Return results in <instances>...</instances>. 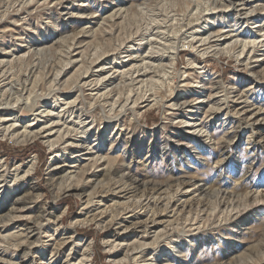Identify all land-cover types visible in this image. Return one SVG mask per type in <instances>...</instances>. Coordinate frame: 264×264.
Wrapping results in <instances>:
<instances>
[{"label": "rangeland", "instance_id": "1", "mask_svg": "<svg viewBox=\"0 0 264 264\" xmlns=\"http://www.w3.org/2000/svg\"><path fill=\"white\" fill-rule=\"evenodd\" d=\"M43 111L53 148L0 131V264H264V0H0V124Z\"/></svg>", "mask_w": 264, "mask_h": 264}, {"label": "bare ground", "instance_id": "2", "mask_svg": "<svg viewBox=\"0 0 264 264\" xmlns=\"http://www.w3.org/2000/svg\"><path fill=\"white\" fill-rule=\"evenodd\" d=\"M204 1V0H203ZM197 2V1H196ZM209 7V6H208ZM120 8V7H119ZM122 10H123V7H122ZM200 10V9H199ZM238 10V9H237ZM118 11V10H117ZM113 13H114V11H113ZM247 13V12H246ZM209 14V13H208ZM239 14V13H238ZM243 14V13H242ZM245 14V13H244ZM237 17V16H236ZM157 19V18H156ZM198 20V19H197ZM196 22H198V21H196ZM205 26V25H204ZM203 26V27H204ZM194 27V26H193ZM202 27V28H203ZM198 29H199V27H198ZM200 29H201V27H200ZM153 31V30H152ZM198 30H196V32H197ZM160 33V32H159ZM141 34V33H140ZM167 34V33H166ZM196 34V33H195ZM227 34V33H226ZM202 36V35H201ZM132 37V36H131ZM154 37V36H153ZM140 39V38H139ZM143 39V38H142ZM145 39V38H144ZM172 40V39H171ZM223 40V39H222ZM127 41V40H126ZM200 41V40H199ZM202 41V40H201ZM257 40L256 39H254V40H251V41H246L244 44H243V51H245V48L248 46V45H250L251 43H255ZM123 42V41H122ZM224 43V42H223ZM187 45V44H186ZM222 45V44H221ZM252 45V44H251ZM255 45V44H254ZM121 46V45H120ZM182 46H184L185 47V44L184 45H174L172 48H171V54L170 53H168V54H170V55H168L169 57H170V59H172V65H171V67H174V65L176 66L177 65V57H178V55H179V53H180V48L182 47ZM187 46H189V47H191V49H192V51H193V49H195V45H193V44H189V45H187ZM224 46V45H223ZM208 48H210V47H208ZM207 49V48H206ZM227 50V49H229V45H225L224 47H221L220 49H219V51L220 50ZM169 50H170V48H169ZM128 51V50H127ZM206 51V50H205ZM218 51V52H219ZM168 52V51H167ZM205 53V52H204ZM243 53V52H242ZM241 53V54H242ZM130 55V54H129ZM149 55V54H148ZM234 55V54H233ZM238 57L240 56V54H238L237 55ZM148 57V56H147ZM142 58V57H141ZM137 59V58H136ZM140 59V58H139ZM143 60H144V58H143ZM142 61V60H141ZM119 62V61H118ZM154 62V61H153ZM141 63V62H140ZM144 63V62H143ZM68 64V63H67ZM189 64L191 65V66H193L192 68H195L196 70H198L199 71V73H208V70H206L203 66H200V65H198V62L195 60V59H192V58H190L189 59ZM89 66V65H88ZM154 66V65H153ZM103 67H105V66H103ZM101 68V67H100ZM131 68H132V66H131ZM146 68V67H145ZM175 68V67H174ZM128 69V68H127ZM133 70V69H132ZM131 70V71H132ZM122 71V70H121ZM126 71V70H125ZM127 71H129V70H127ZM151 71V70H150ZM195 71V70H194ZM112 72V71H111ZM128 73H130V72H128ZM182 75H184V74H182ZM81 77V76H80ZM79 77V78H80ZM85 77V76H84ZM103 77V76H102ZM172 77V76H171ZM148 79V78H147ZM99 80H101V79H99ZM186 80V79H185ZM78 81V80H77ZM80 82H81V80H80ZM165 82V81H164ZM86 83V82H85ZM150 85H151V83H150ZM57 89V88H56ZM73 89V88H72ZM131 89V88H130ZM147 89V88H146ZM78 90V89H77ZM176 97H178V95L176 96ZM31 99V98H30ZM34 99H36V98H34ZM33 99V100H34ZM28 100L27 101V103L25 104V107L26 108H28V109H34V107H36V101L34 100ZM156 100V101H155ZM154 101H155V103L156 104H158L159 103V100L158 99H155ZM69 103V102H68ZM9 104V103H8ZM50 104V103H49ZM115 104V103H114ZM176 104V103H175ZM39 105V104H38ZM150 105V104H149ZM131 109V108H130ZM36 111V110H35ZM132 111V110H131ZM133 112V111H132ZM42 113H44V111L43 112H41V113H39V112H36L35 114H34V117L32 118V119H29V123H27V122H24L23 121V130L22 131H19L18 130V128L16 127L17 126V122L19 121V119H17V117H16V119L14 118V121L12 122V123H10V124H8V125H6V124H3L4 122H6L7 120H11L10 118L9 119H6V118H1V124H0V126L1 125H3V127L2 128H0V131L4 134V135H9L10 136V138L12 139V140H14L15 142H17V143H22V142H29V141H35L36 139H38L39 137H43L44 139H46L45 141L46 142H48V144H49V146L51 147V148H53L54 146H56V144L58 143V142H60V140H62L65 136H62L61 134H59L58 136H55V137H52L53 136V133H52V131L51 132H49V133H45V134H43L46 130H43V128H45L46 126H43V127H41V128H39V129H37L36 128V124H38V122L36 123L35 121H39V115L40 114H42ZM60 113V112H59ZM62 114V113H61ZM43 115V114H42ZM63 118V117H62ZM24 120V119H23ZM31 120V121H30ZM22 121V120H21ZM35 122V123H34ZM83 121H81V123H82ZM84 123V122H83ZM188 124V123H187ZM51 125V124H50ZM57 125V124H56ZM82 125V124H81ZM49 129V128H48ZM75 129V128H74ZM79 130V129H78ZM82 130V129H81ZM19 131V132H18ZM85 134H86V130L85 131H83ZM76 133V132H75ZM81 134V133H80ZM78 136V135H77ZM82 137H84V136H81V139H79V138H77V140L75 141V145L76 146H78L79 145V142L82 140ZM72 138V137H71ZM66 140L67 139H65L63 142H66ZM74 142V141H73ZM73 142L72 143H68L67 145H65V146H63V147H61V149L60 150H57V151H55L54 152V154L52 155V157H51V160H50V167L53 165V163L57 160V159H59V158H61V156H65L66 155V153H67V149H66V146H68L69 144H71V145H73ZM78 142V143H77ZM70 147V146H69ZM36 160H37V158L36 157H34L32 160H30V161H28L24 166H17L16 168H15V173H14V178H13V184L12 185H10L9 186V188L7 189V193H9V192H11V191H14V190H16L17 189V187H18V185H19V182H20V180L21 179H24L28 174H31V172L33 171V169L35 168V165H36ZM49 167V168H50ZM53 170V169H52ZM61 171V170H60ZM58 172V171H57ZM59 179V178H58ZM129 179V178H128ZM125 183V182H124ZM132 187V186H131ZM76 187H69L68 188V190H70V189H72V190H74ZM80 189V188H79ZM150 194V193H149ZM18 200V199H17ZM47 210V209H46ZM44 215V214H43ZM80 222V221H79ZM76 224L78 223V220H76V222H75ZM82 224V223H81ZM74 227H75V225H74ZM21 236H22V234H21ZM74 237V236H73ZM75 240L77 239L79 242H81L82 243V241H83V239H81V238H78L77 236H75V238H74ZM75 242V241H74ZM86 253H83V257L82 258H80V262L82 263V264H87L89 261H91V257H90V251H91V244L89 243V244H87L86 245ZM84 249V250H85ZM30 254V253H29Z\"/></svg>", "mask_w": 264, "mask_h": 264}, {"label": "trees", "instance_id": "3", "mask_svg": "<svg viewBox=\"0 0 264 264\" xmlns=\"http://www.w3.org/2000/svg\"><path fill=\"white\" fill-rule=\"evenodd\" d=\"M90 231L89 230H86V233H89Z\"/></svg>", "mask_w": 264, "mask_h": 264}]
</instances>
